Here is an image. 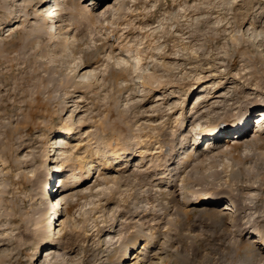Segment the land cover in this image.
<instances>
[{"label":"rangeland","instance_id":"obj_1","mask_svg":"<svg viewBox=\"0 0 264 264\" xmlns=\"http://www.w3.org/2000/svg\"><path fill=\"white\" fill-rule=\"evenodd\" d=\"M57 2L48 34L38 26ZM78 7L100 18L81 25ZM261 109L264 0H0V264H40L50 246L69 264H82L86 248L92 264H247L245 252L225 253L235 254L236 238L264 253V220L254 223L264 212V140L248 145ZM194 146L207 155L184 163ZM244 167L250 174L235 177ZM206 192L217 205L195 202ZM60 193L56 226L62 241L75 231L71 253L45 233L47 202ZM223 214L250 226L233 236ZM127 246L133 256L120 260Z\"/></svg>","mask_w":264,"mask_h":264},{"label":"bare ground","instance_id":"obj_2","mask_svg":"<svg viewBox=\"0 0 264 264\" xmlns=\"http://www.w3.org/2000/svg\"><path fill=\"white\" fill-rule=\"evenodd\" d=\"M41 1H46V0H41ZM71 2H72V0H71ZM77 3V2H76ZM73 4V3H72ZM80 7V6H79ZM78 7V9H80ZM58 8H59V5H58V2L57 3H52L51 4V6H49V8H47L46 9V11L47 10H50V12L49 13H47L46 14V17H48V20L44 23L45 25H43V26H38V28H42L46 33H48V34H53L54 32L52 31V29H51V27L54 25V23L56 22V15H57V11H58ZM76 8V7H75ZM88 8V7H87ZM78 9H75V10H78ZM82 10V11H81ZM80 11L81 12H79V10H78V12L79 13H81V18H79V21L78 22H80V24L81 25H83L86 21H92V22H94V21H96V19H99L98 17L96 18V16L94 15V14H92V11L91 12H88V10L85 8V7H83V8H81L80 9ZM77 13V12H76ZM75 13V14H76ZM80 15V14H79ZM87 23V22H86ZM85 23V24H86ZM89 23V22H88ZM139 61V60H138ZM199 100V99H198ZM201 100V99H200ZM262 110V112H259V115L258 116H256L255 118H257V120H255L254 121V119H253V126L251 127V131H253L254 132V134H253V138H252V140L250 141V142H248V145H250V146H256V145H258V143L259 144H261L262 143V141L264 140V109H261ZM196 111L197 110H195V112H194V114L196 113ZM250 113L248 112V115H249ZM232 115L230 114L229 115V117H231ZM247 116V115H246ZM248 118H247V120H246V122H245V124H246V126H248L249 124H250V116H247ZM229 120H230V118L229 119H226L224 122H228V123H230L229 122ZM244 120V119H243ZM223 121H221V122H219L220 124H219V129L221 128V130L220 131H222V130H226L227 128H228V126H225V127H222L224 124V122L222 123ZM256 124H255V123ZM183 124H185V120H184V122L182 123V126H183ZM218 124V123H217ZM236 124V123H235ZM186 127H185V131H186V129H187V127H188V122H186ZM254 126H257V128H255ZM223 128V129H222ZM66 130H64L63 131V133L61 134V135H57V136H55V145L57 146V149H55L54 150V152H53V156H56V154H57V157H60V156H62L63 155V151H61V148H63V146L68 142V141H66V139H67V137L65 136V135H68L69 136V134L70 133H73V132H75V128L74 127H72V126H70V127H68V128H65ZM216 129H218V128H216V126L214 127V128H212L210 131L211 132H214V133H216L215 131H216ZM191 131H193V130H191ZM219 131V132H220ZM199 132V131H198ZM246 133L247 131L246 130H244L243 131V133ZM194 133V132H193ZM218 133V132H217ZM243 133L241 134V137H242V135H243ZM198 134H201V132H199ZM209 134V133H208ZM192 135V134H191ZM210 135V134H209ZM195 136H196V134H195ZM194 136V137H195ZM185 139V138H184ZM189 139V135L187 136V140ZM195 141V140H194ZM196 141H197V139H196ZM195 141V142H196ZM184 142V141H183ZM215 142H216V140H214L213 141V143L212 144H215ZM183 146H185V144H182V146L181 147H183ZM211 146V145H210ZM132 147V146H131ZM134 147V146H133ZM239 147H241V145H238V144H236L235 145V149H238ZM129 148V147H128ZM128 148H124L123 150H125V151H123L122 153H124V152H131L132 151V149L133 148H131V149H128ZM134 151V150H133ZM230 152V151H229ZM120 154H121V152H120ZM119 155V154H118ZM205 155H207V152H205V151H203V152H200V151H198V146L196 147V146H194V149H193V151H191V152H189L187 155H183V157H184V163H190L192 160H197V159H199L200 157H202V156H205ZM240 156V155H239ZM119 157H121V158H123L122 156H119ZM175 158V154L173 153V152H169L168 153V155H167V159L169 160V159H171V160H173ZM237 158V157H236ZM245 160H247L246 159V156H242V160L241 161H243V163H244V161ZM91 162V164H89L90 166H89V168H91V167H94V162H93V160H91L90 161ZM239 163H241V162H239ZM241 164V166L242 165H244V164ZM87 164V165H88ZM64 164H60V163H57L56 164V166H55V169L54 170H57V172H58V170L60 169V171L62 170V169H64V166H63ZM258 165V164H257ZM86 166V165H85ZM78 167V166H77ZM76 167V168H77ZM87 167V166H86ZM86 167H84V165H83V167H82V165H81V167L79 168V170H78V172H76V174L73 176V178L76 180V182L80 179V178H82L83 177V175L82 174H80L81 172H82V170L84 169V168H86ZM241 171V172H240ZM240 171H238L237 172V175H235V177H240L241 178V180H242V177L241 176H243V177H246V176H248L249 174H250V169H248V168H246V167H244L243 169H240ZM56 172V171H55ZM210 175H211V173H210ZM210 175H208L205 179H203L202 178V175H200V174H196L195 176H193V179L195 180V181H198V182H200L201 184L203 183V184H212V185H214L215 184V182L211 179V178H208ZM213 176H217V175H213ZM212 177V176H211ZM59 178H60V180H61V178H62V176H59ZM239 178V179H240ZM237 179V178H236ZM244 179V178H243ZM50 181V180H49ZM69 181V180H68ZM64 182V179H63V181H62V183H59V186L61 187V186H64L63 183ZM71 182V181H70ZM241 183V182H240ZM237 184V183H236ZM69 186H71V185H69ZM238 187H240V188H242L243 187V185H237ZM237 188V187H236ZM244 189V188H243ZM231 191V190H230ZM230 191H227V192H230ZM232 193V192H231ZM64 194V193H63ZM206 194V198H200V197H197L196 198V201L195 202H198V203H202V201L204 200L205 201V199L207 200V201H209L210 203H212V204H214V205H217V203L220 201V199H221V197L220 196H216V193H213L212 194V192H206L205 193ZM218 194V193H217ZM53 196V195H52ZM174 196H176L175 194H174ZM237 196H238V198H242V195L241 194H237ZM219 199V200H218ZM179 200H182V198H179ZM183 201H186L185 199H183ZM188 201V200H187ZM64 203H65V201H64V197H63V195H62V193H60V194H58L57 196H55V197H53V198H51L48 202H47V212H49V215H48V217H47V221H46V225H47V229H46V231H45V233H46V235L48 236V239L50 240V243H60L61 245L59 246L60 248H63L64 249V251H63V253H71V252H73L75 249H74V247H75V244L78 242V238L76 237V235L75 234H73L74 232H71L70 233V236H69V238H68V240H65V241H62V236H61V234H60V232L57 230V223H58V221H59V219L61 218V216H62V208L64 207ZM50 204L52 205L51 206V208H50ZM235 204V203H234ZM126 207H127V211L128 212H130V214L132 213H134L135 214V212H139L138 210H140V208L138 209V207L137 208H135L134 206H128V205H126ZM233 208H235V206H233V204H231V203H227V204H225V207L223 208V209H233ZM143 210V209H142ZM146 211V209H144V212ZM141 212V211H140ZM143 212V211H142ZM186 212V214L187 215H190V212H187V211H185ZM54 213V216L51 218V215ZM59 213V214H58ZM184 214V213H183ZM139 215V214H138ZM56 216H58L57 218H56ZM155 216V215H154ZM131 217V216H130ZM134 217V216H133ZM219 217H221V218H223V220H222V224L223 225H228V224H231V225H233L234 224V228H232V227H230V229H229V234H231V235H233V236H235V234H239L244 228H248V226H250V225H245L244 226V228L242 227L244 224H245V222L244 221H242L241 219V216L238 214L236 217H232V216H229V215H219ZM243 217V216H242ZM128 218H129V216H128ZM132 219V218H131ZM258 220H264V212H261V213H258L257 214V216H256V218L254 219V223L255 222H258ZM259 223V222H258ZM76 226V225H75ZM112 228V227H111ZM260 229L262 228V229H264V226L262 225L261 227H259ZM103 229H104V227L102 226V225H99L97 228H94V230H96L97 232H100V231H103ZM75 230V229H74ZM95 231V232H96ZM110 231H116V227L115 228H113V229H111ZM263 231V230H262ZM252 232H253V237H254V232H255V230H252ZM256 233L258 234V231H256ZM89 234L91 235V234H94V232H89ZM145 234V233H144ZM142 235V234H141ZM142 236H144V235H142ZM177 236V235H176ZM175 236V237H176ZM180 236V235H179ZM181 237V236H180ZM263 238H262V241L264 242V235L262 236ZM177 239V238H176ZM181 239V238H180ZM180 239H177V240H180ZM108 243H110V244H112V243H114L115 241L114 240H108L107 241ZM138 243V241H135V244H137ZM230 245H231V249H232V251L233 252H235V254H226L225 253V256H228V255H231L232 256V258L234 259V258H236V256L237 255H239L240 253L239 252H241V254H243L242 252H245L244 254H243V257H245L246 258V263L247 264H253L252 262H254V260H255V258H254V260H252L251 262H250V259H248L247 257L248 256H256V262H255V264H264V253L263 254H260V256L259 255H257L258 254V251L256 250V249H254L253 247H252V245L251 244H248V243H244V242H242V241H239L238 240V238H236V241H234V240H230V243H229ZM147 245H148V242H146V243H143L142 244V246H143V248H145V247H147ZM204 245V244H203ZM76 246H77V244H76ZM239 246V247H238ZM139 247H140V245H139ZM194 247H195V249H194ZM57 248L58 247H56V246H50V247H48V248H46L45 249V251H46V253H45V257L46 256H49L48 258H46L45 259V261H43L42 263H40V264H69V263H71V261L70 262H68V259L70 258V255H67V256H63L62 258H60V257H58L57 259L55 258L56 257V252H57ZM200 247H199V243L197 244H194L192 247H191V249L189 250V249H187V251H189V253H190V251H192V250H198ZM211 250L209 251L210 253H215V252H217V251H219L220 250V246H217V245H211L210 247H209ZM263 248V247H262ZM89 249V248H88ZM88 249L86 248L85 250H84V253H83V263L82 264H92L97 258H98V256H93V254L94 253H90V251H88ZM204 249V248H203ZM241 250V251H240ZM136 251V250H135ZM185 252V251H184ZM205 252H207L206 250H205ZM261 252V251H260ZM195 253H196V251H195ZM195 253H193V254H195ZM197 253H199V252H197ZM196 253V254H197ZM229 253H232V252H229ZM121 254H123L122 255V257H120V255L118 256V258L120 259V260H125V259H127V258H131L133 255H132V251L131 250H129V247L127 246L126 248H124L123 249V252H121ZM136 253H134V255H135ZM224 254V253H223ZM204 255H205V253H204ZM221 255V254H220ZM136 256H138V253L134 256V257H136ZM181 257L183 256V255H180ZM180 256H178V257H180ZM197 256V255H196ZM216 256V255H215ZM187 257V256H186ZM185 257V258H186ZM189 258H190V256H188ZM192 257L193 256H191V258H190V260L192 259ZM224 257V256H223ZM230 257V256H229ZM73 258V257H72ZM71 258V259H72ZM96 258V259H95ZM196 258V257H195ZM231 258V257H230ZM38 259V258H37ZM56 259V260H55ZM95 259V260H94ZM118 259V261H120ZM180 259V258H179ZM178 259V260H179ZM184 259V258H183ZM201 259V258H200ZM82 260V259H81ZM80 260V261H81ZM177 260V259H176ZM181 260H182V258L180 259V262H181ZM212 260V259H211ZM223 260V259H222ZM231 260V259H230ZM244 260V259H243ZM259 260V262H257ZM184 261H186V260H184ZM192 261H193V259H192ZM196 261V260H195ZM199 261V260H198ZM178 262V261H177ZM180 262H178V263H180ZM203 262V261H202ZM181 263H183V262H181ZM185 263V262H184ZM183 263V264H184ZM242 263H244V262H242ZM81 264V263H80ZM186 264V263H185ZM189 264V263H188ZM237 264V263H236ZM240 264V263H239Z\"/></svg>","mask_w":264,"mask_h":264}]
</instances>
